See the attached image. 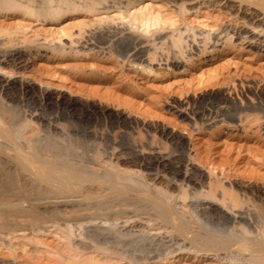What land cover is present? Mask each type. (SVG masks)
Here are the masks:
<instances>
[{"label":"rangeland","instance_id":"374dc122","mask_svg":"<svg viewBox=\"0 0 264 264\" xmlns=\"http://www.w3.org/2000/svg\"><path fill=\"white\" fill-rule=\"evenodd\" d=\"M13 1L15 7L0 15V52L18 50L17 59L3 64L0 70V79L11 80L15 99L9 101L0 92V117L6 125L17 128L28 124L41 141L65 137L66 146L79 153L95 141L100 150L105 136L113 147L125 132L139 152L142 145L167 153L172 145L159 131L170 132L184 146L185 163L203 174V187L198 185L196 196L181 205L203 232L219 237L226 234L223 226L211 223L208 217L226 211L221 202H228L229 192L243 206L264 211V42L258 48L235 34L248 29L257 33L258 22L247 24L248 16L225 8L221 5L224 0H128V5L118 0ZM227 2L264 13V0ZM27 4L35 10L59 6L66 12L53 20L36 17L25 14L23 6ZM125 36L130 38V45L123 42ZM214 37L217 41L213 42ZM134 48L141 51L140 64L133 58ZM24 79L32 86L29 96L21 94L19 80ZM233 103L251 110L231 119ZM37 114L38 119L34 118ZM85 115H89L86 121L78 122L77 118ZM47 121L57 125L60 136L46 131ZM82 129L96 138L86 140L74 131ZM6 156L0 154V182L4 184L7 171L16 174V164ZM119 165V170L125 167L122 162ZM20 177H16L19 183ZM209 184L215 188L211 189L214 199L202 196L210 192ZM40 213L35 215L37 221H30L32 225L25 216L21 220L15 215L22 225L15 216L2 220L12 221L10 225L16 230L7 238L0 234V264L7 260L113 264L125 259L126 264L129 260L128 264L182 263L172 258H146L156 238L168 239L166 233L153 235L120 219L81 222L67 235L66 229L58 235L43 230ZM92 240L109 247H104L106 254L96 257L89 247L94 244ZM8 242L13 244L12 251L2 245ZM66 242L72 251L66 249ZM191 262L182 264H194Z\"/></svg>","mask_w":264,"mask_h":264},{"label":"bare ground","instance_id":"6f19581e","mask_svg":"<svg viewBox=\"0 0 264 264\" xmlns=\"http://www.w3.org/2000/svg\"><path fill=\"white\" fill-rule=\"evenodd\" d=\"M43 1L48 2L50 0ZM118 1L127 5L130 4L128 0ZM227 1L224 0L221 5L224 4L225 8L243 13L248 16L247 24L250 23L251 25L258 22L255 26L260 27L257 33H254L251 29L243 30L242 33L235 32L237 37L251 46L262 47L261 42H264V40L259 41V38L264 37V13L250 7L243 9L240 4L234 5ZM13 2V0H0V15L5 14L7 9H13L15 7ZM217 2L219 3L220 0ZM23 10L25 14H35L36 17H48L52 20L57 19L63 11L59 6L54 9L51 7L50 9L35 10L29 4L23 6ZM125 37L123 42L129 44L131 41L128 39L130 38L127 39L128 36ZM179 37L177 39H181V36ZM214 39L213 42L217 41L216 37ZM175 43L177 42L175 41ZM17 54V49L0 52V70L3 64L6 65L15 61ZM133 55V58L138 60L140 64L143 58L141 51L136 49ZM171 62L176 63L178 61L172 59ZM19 81L21 94L24 96L31 95L32 86L30 87V83L25 79ZM11 90V80L1 78L0 92L4 93L9 101H14ZM246 110H251V108L247 105L240 107L233 103V113L229 115V118L240 117V114ZM38 116L37 114L34 118H40ZM88 116H80L77 120L78 122H84ZM47 122L45 125L48 130L46 129V131H49L52 136H60L57 125ZM5 123L3 118L0 117V154L3 153L12 158L11 160L16 164L13 167H16V174L7 171L5 175L3 174L7 183L4 184V181L0 182L1 235L10 236V234L15 232V227L10 225L12 221L10 223L7 222L9 225L4 222L7 221L8 217H14L15 215H18V218L19 216L29 217L25 219H27V222L29 220L28 225H32L34 222L31 223L30 221L34 218L37 221L39 218H37L38 215H35L41 212L42 216L39 214L41 216L39 222L43 230L54 231L58 235L63 229L67 230V235L68 231L71 232V229L75 225H80L81 222L124 219L129 222V226H142L146 232H151L153 235L166 233L165 237L168 238L166 241L158 238L154 240L155 247L153 246V250L151 248L152 251H149L151 256H148L149 254L146 255L147 259L167 261L172 258V260L182 263L186 260H191V263L194 264H264V211L259 212L260 210H257V208L252 210L248 206H243L240 203L241 200L238 201L239 199L229 192L228 202H221L226 211H220L208 217L211 223L223 226L226 234L219 237L218 235H209L206 231L203 232V229L201 230L200 228L201 226L196 225L193 220V215L191 216L189 211L187 212V210L183 209V202L196 196L197 186H202L203 174L200 170L195 169L196 167L188 164L189 162L185 163L183 158L185 154L184 146L174 134L162 130L159 131L162 139L172 145L171 150L167 153H162V151L152 147L146 148L144 146V148L142 145V150L147 149V152L143 153L142 150L139 152L137 145L126 132L120 136L116 144H112L113 147H110V139L108 137L102 138L100 150H98L99 147L97 146L99 142L96 145L95 141L93 145H87V147V142L84 140L83 145L87 148L85 147L86 150L79 153L73 151L70 145L66 146L68 144L66 139H64L65 137L63 139H53L55 138L53 137L50 140L41 141L34 129L27 126L28 124L12 128ZM262 123L264 125V120ZM74 131L76 134H81V137L86 140L90 137L96 138L94 134L86 129H82L80 132ZM81 137L79 139H82ZM119 162L125 164V167L120 170L118 169V166H121ZM18 176H21V184L16 181ZM180 187L183 189H179ZM211 187L209 189L210 192L202 194V196L214 199V195H211L213 193L211 189L214 191L215 188ZM177 188L181 192L176 191ZM262 202V209L264 210V200ZM227 211H230V214ZM16 216L14 217L16 218L15 221L20 224L22 221L19 222ZM22 217L20 218L21 220ZM3 219L4 221H2ZM14 225L16 226L17 224ZM92 229L93 227H90L91 232H93ZM47 231L45 232L47 233ZM92 241L94 242V244L91 243L93 246H87L91 248V252L96 253V257L101 253L106 254L105 246L101 247V243ZM9 242L7 245H2L12 251L13 244ZM65 247L72 251L67 242ZM106 249H109V247ZM108 257L110 258L111 256ZM122 260L124 259L121 258ZM125 260L123 263H118L116 260L113 264H126ZM3 264H26V262L16 263L15 261L7 260Z\"/></svg>","mask_w":264,"mask_h":264}]
</instances>
